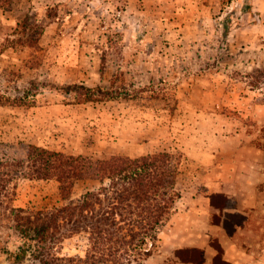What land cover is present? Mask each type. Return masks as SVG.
Segmentation results:
<instances>
[{
    "label": "rangeland",
    "instance_id": "1",
    "mask_svg": "<svg viewBox=\"0 0 264 264\" xmlns=\"http://www.w3.org/2000/svg\"><path fill=\"white\" fill-rule=\"evenodd\" d=\"M49 6H58L55 19ZM27 15L44 31L36 46L0 56V144L95 159L168 152L182 198L204 188L214 164L263 146L264 0H15L0 11V41ZM73 85L103 93L79 102L64 89ZM99 187L79 182L72 198ZM10 188L14 208L62 204L57 181L28 170ZM1 213L0 264H85L87 234L43 250ZM20 248L29 254L14 262Z\"/></svg>",
    "mask_w": 264,
    "mask_h": 264
},
{
    "label": "trees",
    "instance_id": "2",
    "mask_svg": "<svg viewBox=\"0 0 264 264\" xmlns=\"http://www.w3.org/2000/svg\"><path fill=\"white\" fill-rule=\"evenodd\" d=\"M14 1L0 0V11H11ZM57 7L47 8L48 18L57 17ZM30 19L27 15L17 20L16 31L0 41V56L11 48L37 45L35 41L42 35L44 27H36ZM19 32L22 35L29 33V36L15 39ZM64 89L67 94L78 91L79 102L88 101L96 91L103 93L102 89L79 85ZM0 147L5 154L11 150L16 153V149L23 151L19 159L0 158L1 215H11L20 236L38 243L43 250L50 249V245L62 244L74 235L87 234L86 258H79L85 264L144 263L153 254L160 232L182 198L178 189L181 168L168 152L138 158L113 155L95 159L34 145L0 144ZM26 170L33 179L57 181L62 204L51 210L14 208L10 204L14 196L10 183ZM86 180H96L100 187L88 189L73 199L75 186ZM28 254L26 248H20L18 253H11V257L20 263ZM216 264L228 263L219 255Z\"/></svg>",
    "mask_w": 264,
    "mask_h": 264
},
{
    "label": "crops",
    "instance_id": "3",
    "mask_svg": "<svg viewBox=\"0 0 264 264\" xmlns=\"http://www.w3.org/2000/svg\"><path fill=\"white\" fill-rule=\"evenodd\" d=\"M262 145L213 165L204 188L180 200L144 264H216L219 255L228 264H264Z\"/></svg>",
    "mask_w": 264,
    "mask_h": 264
}]
</instances>
